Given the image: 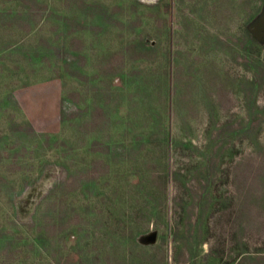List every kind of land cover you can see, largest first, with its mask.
<instances>
[{
	"label": "rangeland",
	"instance_id": "1",
	"mask_svg": "<svg viewBox=\"0 0 264 264\" xmlns=\"http://www.w3.org/2000/svg\"><path fill=\"white\" fill-rule=\"evenodd\" d=\"M263 15L0 0V264H264Z\"/></svg>",
	"mask_w": 264,
	"mask_h": 264
},
{
	"label": "water",
	"instance_id": "2",
	"mask_svg": "<svg viewBox=\"0 0 264 264\" xmlns=\"http://www.w3.org/2000/svg\"><path fill=\"white\" fill-rule=\"evenodd\" d=\"M251 31L257 39L264 38V15L251 27ZM155 237V234H151L148 238L153 240Z\"/></svg>",
	"mask_w": 264,
	"mask_h": 264
},
{
	"label": "trees",
	"instance_id": "3",
	"mask_svg": "<svg viewBox=\"0 0 264 264\" xmlns=\"http://www.w3.org/2000/svg\"><path fill=\"white\" fill-rule=\"evenodd\" d=\"M12 202H13L14 210H15V211H16V210L18 211V207H17V204H16V200H15L14 198H12ZM15 213H16V212H15ZM16 214H17V213H16ZM16 214H15V216H17ZM20 264H23V263H20Z\"/></svg>",
	"mask_w": 264,
	"mask_h": 264
}]
</instances>
